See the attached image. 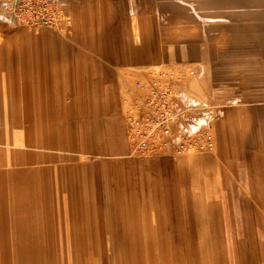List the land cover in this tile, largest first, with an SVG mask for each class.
Returning a JSON list of instances; mask_svg holds the SVG:
<instances>
[{
	"label": "rangeland",
	"instance_id": "obj_1",
	"mask_svg": "<svg viewBox=\"0 0 264 264\" xmlns=\"http://www.w3.org/2000/svg\"><path fill=\"white\" fill-rule=\"evenodd\" d=\"M149 3L142 18L150 35L164 42L183 35L185 46L194 45L201 56L118 67L114 79L99 84L91 62L71 64L64 76L56 75L48 86L43 85L45 78L39 79L42 84L31 89V123L20 121L25 133L31 124V143L15 151L14 187L1 192L4 199H16L18 206L14 232L0 234V264H76V247L82 241L75 237L76 214L79 204L89 199L99 201L100 210L107 199L115 204L122 199L145 202L160 195L155 194L153 182L158 181L156 188L161 189L166 183L203 181L191 174L197 168L212 177L211 191L219 182L239 188L264 184V142L253 131L255 120L264 129V0ZM105 17L107 24L115 26L138 16ZM183 23L191 29L178 30ZM75 25L74 21L67 41L52 28L31 29L39 33L37 37L44 34L66 42L70 51L78 39ZM145 65L170 72L186 115L162 156L138 159L128 155L125 120L132 87L141 77L139 67ZM203 93L206 100L201 99ZM207 133L212 136V149L178 151L180 142L194 143L195 148ZM241 193L250 203L258 198L263 203L264 191L260 196L247 190ZM115 209L122 213L129 207ZM260 213L264 217V206ZM31 215L51 219L42 223L50 227V239L32 240V250ZM65 230L74 233L66 239ZM149 242L155 246L154 239Z\"/></svg>",
	"mask_w": 264,
	"mask_h": 264
},
{
	"label": "crops",
	"instance_id": "obj_2",
	"mask_svg": "<svg viewBox=\"0 0 264 264\" xmlns=\"http://www.w3.org/2000/svg\"><path fill=\"white\" fill-rule=\"evenodd\" d=\"M15 1L0 0L1 237L5 232H14L17 200L4 199L1 192L14 187L15 151L21 144L31 143V124L25 133L20 121L31 123V89L42 84L40 78H45L43 85L48 86L56 75L64 76L71 64L91 62L99 84L114 79L119 74L118 67L160 60L188 61L201 56L194 45L185 46L181 41L183 35H175L177 38L171 43L150 35L152 31L149 26L146 28V20L142 18L151 6L149 0H60L72 25L74 21L76 24L78 39L70 51L66 42L44 34L37 37L38 32L21 25L13 13ZM109 14L138 17L111 26L106 23L105 16ZM72 25L67 29H52L67 41ZM185 29L191 26L183 23L178 28ZM146 37L147 41L141 40ZM157 68L139 67V80H146L149 70ZM135 85L132 92L136 91ZM192 87L190 92L196 97ZM203 95L201 99L206 100ZM131 100L132 96L130 108ZM257 123L255 120L253 131L257 140L264 142V129L260 130ZM125 133L127 139L126 129ZM128 155L132 157L130 150ZM193 173L203 181L166 183L161 189L156 188L158 181L153 182L155 194L160 195L145 202L122 199L115 204L107 199L101 210L99 201L94 199L79 204L75 237L82 241L76 247L79 255L76 264H264V217L260 213L264 199L262 204L259 198L250 203L241 193L247 190L260 196L264 184H241L239 188L219 182L211 191L212 177L202 174L200 168ZM127 206L129 209H122V213L115 209ZM49 221L43 215H31V250L32 240L50 239V227L42 225ZM72 233L62 232L66 239ZM83 239L91 242L85 244ZM152 239L154 247L149 242ZM39 245L47 247L42 241Z\"/></svg>",
	"mask_w": 264,
	"mask_h": 264
},
{
	"label": "built area",
	"instance_id": "obj_3",
	"mask_svg": "<svg viewBox=\"0 0 264 264\" xmlns=\"http://www.w3.org/2000/svg\"><path fill=\"white\" fill-rule=\"evenodd\" d=\"M13 13L20 22L34 28L67 29L72 25L60 0H16ZM132 92V107L126 117V132L133 158L160 157L179 125L186 109L170 72L165 68L149 70L146 80H139ZM199 142H180L178 151L210 150L212 136L203 134Z\"/></svg>",
	"mask_w": 264,
	"mask_h": 264
},
{
	"label": "bare ground",
	"instance_id": "obj_4",
	"mask_svg": "<svg viewBox=\"0 0 264 264\" xmlns=\"http://www.w3.org/2000/svg\"><path fill=\"white\" fill-rule=\"evenodd\" d=\"M183 5H185V4H183ZM218 17V16H217Z\"/></svg>",
	"mask_w": 264,
	"mask_h": 264
}]
</instances>
